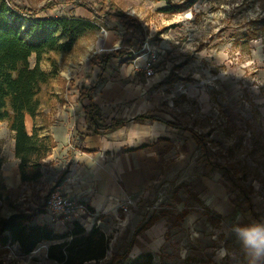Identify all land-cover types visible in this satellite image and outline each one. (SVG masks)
Returning a JSON list of instances; mask_svg holds the SVG:
<instances>
[{"label":"rangeland","instance_id":"rangeland-1","mask_svg":"<svg viewBox=\"0 0 264 264\" xmlns=\"http://www.w3.org/2000/svg\"><path fill=\"white\" fill-rule=\"evenodd\" d=\"M12 1L41 9L55 0ZM89 1L96 7L101 5L100 0ZM105 4L137 19L145 33L143 48L131 58L113 60L95 88L93 95L98 99L107 88L116 96L130 97L125 105L111 107L105 117L130 116L138 104L147 105L156 115L203 134L213 159L224 167L217 177L228 189L226 203L234 200L236 204L230 211H220L199 203L192 195V181L202 168V150L192 144L189 134L175 133L172 154L177 150L173 159L177 174L168 176L164 169L156 197L148 206L151 216L169 219L158 243L163 245L153 254L154 263L248 264L232 225L238 217L243 222L256 220L240 204L244 193L255 205L258 220H264V0H108ZM39 18L88 20L97 28L80 38L70 52L44 57L41 67L53 77L43 86L39 115L35 122L27 119V129L32 133L35 124L44 135L59 132L62 136L66 130L86 132V102L78 101L79 92L96 83L100 74L96 63L106 52L120 48L124 28L118 21L96 20L92 13L73 4L45 11ZM20 25L28 27L23 21ZM152 55L156 59L150 75L144 66ZM35 62L33 56L30 63L34 66ZM79 141L75 136L72 148L76 149ZM13 145L14 135L3 122L0 219L22 213L35 222L38 214L45 212L49 194L60 187L66 154L63 149L53 167L42 163L45 181L15 187L13 179L4 177L19 164ZM185 209L189 215L183 221L176 220ZM49 245L43 244L27 256L17 244L0 243V264H53L47 259ZM221 250L226 255L221 256Z\"/></svg>","mask_w":264,"mask_h":264},{"label":"trees","instance_id":"trees-1","mask_svg":"<svg viewBox=\"0 0 264 264\" xmlns=\"http://www.w3.org/2000/svg\"><path fill=\"white\" fill-rule=\"evenodd\" d=\"M108 0H100L96 7L89 0H55L41 9H32L15 4L12 0H0V124L7 122L9 130L14 135V155L18 160V169L22 184L39 182L42 177V163L56 148L54 139L42 134L33 124L32 133L27 129V119L35 122L39 115L41 103L39 94L53 77L45 72L41 64L49 53L70 52L74 45L87 32L94 31L97 26L88 20L75 18H39L45 11H52L69 4L82 7L92 13L96 20L118 21L122 24L125 35L118 50L103 54L96 66L100 69L96 83L90 88H82L79 92L81 102L87 100L84 107L85 122L88 130L94 134L108 133L123 128L129 121L118 119L107 122L104 120L101 108L94 102L93 93L96 85L101 83L107 67L115 59L131 58L145 44V33L140 22L106 6ZM26 22L23 28L20 22ZM35 56L32 66L30 59ZM56 68L55 61H51ZM161 121L156 116H138L135 121ZM172 128L185 130L193 135L202 149L206 163V175L212 177L224 167L214 160L207 138L191 128L180 124L165 122ZM227 180L231 178L227 175ZM2 189H5L3 187ZM240 204L256 219V208L247 193ZM232 203L236 206L235 201ZM93 212V210L91 209ZM187 215L184 211L178 220ZM157 218L152 217L141 230L151 225ZM31 216L15 213L7 219H0V243L17 244L23 255H30L41 245L50 244L47 249V259L53 264H87L105 259L109 249V239L98 227L87 230L83 225L74 222L70 232L58 234L48 225L33 224ZM132 245V244H131ZM130 245V247H131ZM130 249V248H129ZM129 249L116 255L110 264H155L151 253L142 254L135 259L129 258ZM164 264V263H162Z\"/></svg>","mask_w":264,"mask_h":264},{"label":"crops","instance_id":"crops-1","mask_svg":"<svg viewBox=\"0 0 264 264\" xmlns=\"http://www.w3.org/2000/svg\"><path fill=\"white\" fill-rule=\"evenodd\" d=\"M129 99L130 97L125 95L116 96L111 88L104 91L102 99L93 95L94 102L102 110L104 120L107 122L113 119L129 121L121 129L102 134H94L88 128L86 132L78 131L76 134L65 129L66 134L62 136L59 132L57 134L54 132L47 133L53 137L56 148L52 150L43 163H48L50 167H53V162L57 161L58 154L64 149L66 158L62 163H64L65 175L58 185L66 197L85 202L93 210L96 217L91 222L99 221L98 228L104 232L110 241L105 259L98 263L90 262L87 264H110L116 255H121L129 248V258L135 259L142 254H154L162 247L163 244L158 243L166 230L169 219L165 220L158 215L151 216L153 214L148 213V206L156 197L159 179L164 169L168 176L177 174V161H173L174 158H177V150H175L174 155L172 154L175 149L173 141L175 143L177 141L175 133L185 132L189 134L192 144L199 147L190 132L172 128L165 122L176 125L179 123L156 115L149 111L151 109L147 105L136 104L137 111L130 116L123 115L117 118L114 114L109 119L105 117V113L111 111V107L124 104ZM78 101L81 102L79 97ZM85 102L84 107L88 105V101L85 100ZM143 115L156 116L165 122L135 121V118ZM83 116L86 124L85 113ZM150 127H155V130L150 131ZM77 135L80 141L77 148L74 149L71 141ZM168 139H170V143H168ZM169 152H171L170 155ZM169 158L170 162L167 161ZM202 161V168H200L198 176L192 181V195L197 198L199 203H204L213 209L220 211L228 209L227 211H230L236 208L232 201L229 204L226 203L228 189L217 177L219 170L212 177H208L204 157ZM168 162L169 164H167ZM43 168H45L44 165ZM42 174H44L43 170ZM4 177L8 180L13 179L15 187L22 184L18 167L11 174L6 172ZM41 180L45 181V177L43 176ZM126 198H131L138 203L137 208L128 215H124L118 210L119 202ZM184 211H187V215L183 220L189 215L187 209ZM183 212L177 215L175 219L178 220L177 217L181 216ZM152 217L157 218V220L141 230ZM33 224L48 225L58 234H66L71 231L73 221L66 220L62 223H54L45 210L44 213L38 214ZM85 228L90 230L92 224H87Z\"/></svg>","mask_w":264,"mask_h":264},{"label":"built area","instance_id":"built-area-1","mask_svg":"<svg viewBox=\"0 0 264 264\" xmlns=\"http://www.w3.org/2000/svg\"><path fill=\"white\" fill-rule=\"evenodd\" d=\"M156 56L152 55L144 66V70L152 75L154 73V62ZM138 206V203L131 199L126 198L120 201L118 204V210L124 215H128L134 211ZM48 215L51 217L52 222H65L66 220H71L77 222L84 227L87 224H92V227H98L100 225L99 221L91 220L96 217L95 213L91 211V208L85 203L75 199L66 197L61 187L55 188L48 196L47 205L45 208Z\"/></svg>","mask_w":264,"mask_h":264},{"label":"clouds","instance_id":"clouds-1","mask_svg":"<svg viewBox=\"0 0 264 264\" xmlns=\"http://www.w3.org/2000/svg\"><path fill=\"white\" fill-rule=\"evenodd\" d=\"M232 233L247 255L248 264H264V220L243 222L238 217ZM220 255H226V251L221 250Z\"/></svg>","mask_w":264,"mask_h":264}]
</instances>
